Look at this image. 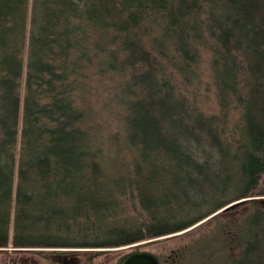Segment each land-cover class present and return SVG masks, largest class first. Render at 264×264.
<instances>
[{
  "label": "trees",
  "instance_id": "1",
  "mask_svg": "<svg viewBox=\"0 0 264 264\" xmlns=\"http://www.w3.org/2000/svg\"><path fill=\"white\" fill-rule=\"evenodd\" d=\"M28 11L0 0V254L83 251L91 263L238 201L250 211L231 264H264V0H31ZM203 50L211 113L186 89ZM107 73L121 92L113 131L91 99Z\"/></svg>",
  "mask_w": 264,
  "mask_h": 264
},
{
  "label": "rangeland",
  "instance_id": "2",
  "mask_svg": "<svg viewBox=\"0 0 264 264\" xmlns=\"http://www.w3.org/2000/svg\"><path fill=\"white\" fill-rule=\"evenodd\" d=\"M30 4L31 0H29L28 20ZM206 37L210 41L209 37ZM209 62V51L203 50L197 65V76L194 74L193 80L186 89L190 92L191 99L201 109L211 113L216 111L217 104ZM111 74L107 73L102 77V84L108 85L94 90L91 99L94 110H97L98 121L104 120L107 130L113 131L114 125L119 120L115 113L119 110L117 99L121 92L120 85L116 86L119 78ZM21 92L23 93V86ZM236 202L226 205L225 207L229 206L228 210L223 207L217 211L218 214L214 213L215 216L211 217L214 215L212 214L183 231L167 238L141 244L138 250L152 252L160 264H231L233 258L240 256L243 247L234 239L237 237V225L250 211L248 204L236 207ZM133 251L134 249L128 246L110 248L91 263H86V255L83 251L38 254L31 251H25L26 253L14 251L12 247H8L6 255L0 254V264H121L123 257Z\"/></svg>",
  "mask_w": 264,
  "mask_h": 264
},
{
  "label": "water",
  "instance_id": "3",
  "mask_svg": "<svg viewBox=\"0 0 264 264\" xmlns=\"http://www.w3.org/2000/svg\"><path fill=\"white\" fill-rule=\"evenodd\" d=\"M121 264H159V260L150 251L138 250L128 254Z\"/></svg>",
  "mask_w": 264,
  "mask_h": 264
},
{
  "label": "bare ground",
  "instance_id": "4",
  "mask_svg": "<svg viewBox=\"0 0 264 264\" xmlns=\"http://www.w3.org/2000/svg\"><path fill=\"white\" fill-rule=\"evenodd\" d=\"M238 202V201H237ZM231 206V205H230ZM227 207H229V206H227ZM226 208V207H225ZM162 238V237H161ZM159 264H160V262H159Z\"/></svg>",
  "mask_w": 264,
  "mask_h": 264
}]
</instances>
